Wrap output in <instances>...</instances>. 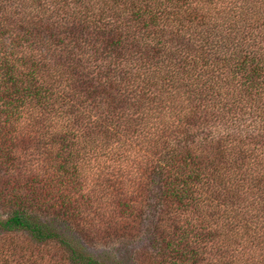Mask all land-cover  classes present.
<instances>
[{
	"label": "trees",
	"instance_id": "trees-1",
	"mask_svg": "<svg viewBox=\"0 0 264 264\" xmlns=\"http://www.w3.org/2000/svg\"><path fill=\"white\" fill-rule=\"evenodd\" d=\"M0 264H264V0H0Z\"/></svg>",
	"mask_w": 264,
	"mask_h": 264
},
{
	"label": "rangeland",
	"instance_id": "rangeland-1",
	"mask_svg": "<svg viewBox=\"0 0 264 264\" xmlns=\"http://www.w3.org/2000/svg\"><path fill=\"white\" fill-rule=\"evenodd\" d=\"M15 153H19V152H15ZM106 245L103 243H97L95 244V246H92L89 248V251L92 253H95L94 256L97 257L98 260L105 258L106 259V255H104L105 253L110 252L109 249H106ZM101 251V252H100Z\"/></svg>",
	"mask_w": 264,
	"mask_h": 264
}]
</instances>
